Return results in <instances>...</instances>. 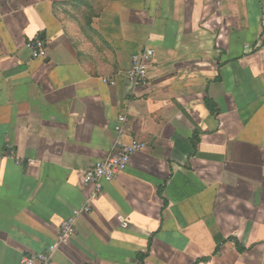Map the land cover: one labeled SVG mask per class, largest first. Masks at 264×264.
Masks as SVG:
<instances>
[{
  "label": "crops",
  "instance_id": "obj_1",
  "mask_svg": "<svg viewBox=\"0 0 264 264\" xmlns=\"http://www.w3.org/2000/svg\"><path fill=\"white\" fill-rule=\"evenodd\" d=\"M121 114L147 147L54 264H264V0H0V264L57 241Z\"/></svg>",
  "mask_w": 264,
  "mask_h": 264
},
{
  "label": "built area",
  "instance_id": "obj_2",
  "mask_svg": "<svg viewBox=\"0 0 264 264\" xmlns=\"http://www.w3.org/2000/svg\"><path fill=\"white\" fill-rule=\"evenodd\" d=\"M25 47L31 52L33 58H45L49 54L48 42L42 33L30 37ZM154 55L152 48H146L143 51L132 56L131 66L126 73L127 79L134 87L145 84L148 78L149 62ZM128 123L127 116H119L116 129L119 138L114 148L115 152L105 158L92 163L89 169L83 173V182L86 185H92V190L87 198L86 204L75 209L72 214L66 218L60 226L57 241L51 244L46 250L23 256L22 264H54V254L60 245L70 242L76 233L78 218L84 213L92 210L94 201L102 193L103 182L113 181L128 168L132 156L147 147L146 142L131 137L129 140H123L121 136L126 132ZM17 163L21 161L16 160Z\"/></svg>",
  "mask_w": 264,
  "mask_h": 264
}]
</instances>
